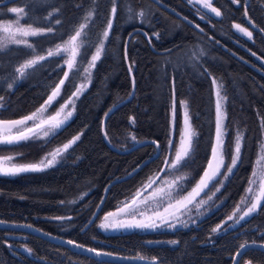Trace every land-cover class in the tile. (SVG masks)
I'll return each mask as SVG.
<instances>
[{
  "label": "trees",
  "instance_id": "1",
  "mask_svg": "<svg viewBox=\"0 0 264 264\" xmlns=\"http://www.w3.org/2000/svg\"><path fill=\"white\" fill-rule=\"evenodd\" d=\"M149 2L141 0L135 7H146ZM96 3L94 24L88 25L87 41L80 50L81 56L77 57L81 71L78 75L69 72L60 96H69L79 86L76 81L80 76L84 82L83 68L87 67L95 51L94 45L105 28L111 5L108 0H96ZM213 3L221 8L223 17L213 15L202 20L200 16L204 13L197 14L187 0L152 3L153 26L149 27L122 14L118 0L104 53L91 70V84L76 100L72 118L47 144L32 142L27 148L33 153L31 158L37 159L70 137L80 134V139L64 152L54 167L12 177L0 176V220L32 223L99 250L124 255L139 253L148 258L157 257L166 264H231L240 243L264 241V201L256 213L235 227L229 228L225 223L219 233L211 231L242 194L264 140V130L257 116L259 113L264 117V60L258 58L264 57V34L251 27L248 20L250 17L255 25L264 28V0H247V17L244 16V0L240 4L231 0H213ZM77 4L81 7L77 8ZM13 7H23L30 16V19L21 18L22 25L55 28L54 34L26 38L35 46V54L40 55L67 40L82 22L83 15L92 8L90 0H0V21L16 19L17 14L8 11ZM54 8H60V12L45 19ZM56 19H60L61 24H55ZM233 23L249 28L254 42L233 28ZM196 24L203 31L197 29ZM154 32L160 34V39H152V47L143 33L151 36ZM193 46L206 52L200 61L202 67L193 66L186 59L177 60L179 53ZM168 49L173 50L172 60L180 64L178 69L163 64L164 56L158 53ZM33 54V49L24 45H9L8 49L0 51V94H6L3 96L6 107L0 109L1 115L15 116L34 109L60 77L63 68H58L57 64H63L64 60L59 56L50 57L41 62L42 66L29 70L25 77L17 80L12 90H7V84L17 75L15 68ZM204 69L210 75L204 74ZM212 77L222 83L221 91L227 96L225 125H232V132L236 128L244 132L241 162L223 187V203L207 209L200 207L201 211L189 206L182 215L187 227L177 224L175 228L162 226L154 230L100 229L97 225L105 213L116 212L118 202L130 198L147 178L159 171L164 155L155 159L156 149L147 142L159 141L160 147L165 149L173 99L176 103L181 99L187 101L191 122L199 132L191 162L178 171L197 175L201 170L215 131ZM133 88L134 97L129 100ZM114 104L121 106L105 119V112ZM130 116L136 119L134 127L129 126ZM102 122L111 143L104 137ZM130 133L146 143L134 144L129 139ZM226 142L230 143L228 138ZM189 186L184 187V191ZM72 200L77 202L68 203ZM97 205H100L99 211ZM60 216L72 219H53ZM4 240L13 247H7L2 243ZM172 240L179 243H167ZM23 246L33 252L19 249ZM246 260L264 264V249L249 247L237 262L244 264ZM0 264L136 263L100 259L21 228L1 225Z\"/></svg>",
  "mask_w": 264,
  "mask_h": 264
},
{
  "label": "snow or ice",
  "instance_id": "2",
  "mask_svg": "<svg viewBox=\"0 0 264 264\" xmlns=\"http://www.w3.org/2000/svg\"><path fill=\"white\" fill-rule=\"evenodd\" d=\"M140 2L141 0H119L121 13L125 14L129 20H139L141 23L152 27L154 12L151 4H161L162 0H150L148 6L137 9L135 5ZM187 2L196 9L197 14L200 12L204 13V15L200 16L202 20L206 18L210 19L213 15L215 17H223L224 15L221 8L214 5L213 0H187ZM231 2L234 4H240L241 0H231ZM108 3L111 7L108 9L109 16L106 18L105 28L94 45L95 51L91 54V59L88 61L87 67L83 68V72L85 73L84 82L80 83L78 87H75V91L71 94V96L68 97V99L65 100V102L61 104L55 112L52 113H49V108L53 106V104L57 101V98L60 96L62 86L69 78V71L74 72L77 75L81 71V67L77 63V57L81 56L80 50L84 47L85 41H87V32L89 31L88 25L94 24L95 9L98 8V4L96 3V0H90L92 8L83 15L82 22L79 23V25L73 30L74 34L69 35L67 40H64L61 44L55 45L52 49H48L45 55L35 54V46L26 38L30 36L54 34L56 31L55 28L33 27L31 24L26 26L22 25L20 23L21 18L28 17L30 19V16L25 12V9L23 7H13L8 9L9 12L16 13L17 17L14 21L0 22V51L8 49L9 45H24L27 48L33 49L34 54L31 58L24 60L23 63H20L19 66L15 68L14 71L17 75L14 77L12 83L7 84V90H12L17 80L25 77L29 70H35L38 65H41L42 61H46L50 57H61V59L64 60V63L57 64V67L63 68L66 65L69 71H65L63 73L64 78L60 79L59 82L52 87L47 99L35 111L19 119L0 120V145H20L22 142L28 141L47 144L50 138L54 137L66 126L75 112L76 100L83 95L91 84V70L95 68L96 62L101 59V56L104 53L105 41L108 40L110 32L113 28V20L115 19L117 13L118 0H108ZM75 6L77 8L81 7L79 4ZM247 7V0H244L245 17H247ZM58 12H60V8H54L52 11L48 12L45 19H51ZM184 19L187 20V17H184ZM248 20L251 27L258 28V31L261 34H264V28H259L255 25V23L251 21L250 17ZM54 23L57 25L61 24V20L56 19ZM195 27L200 29L199 24H196ZM232 27L244 37H247L248 40H253V32L250 31L249 28L242 27L240 24L236 23H233ZM200 31H203V29H200ZM143 34L146 36L149 45L152 47H154L151 44L152 39H160V34L158 32H154L151 36L147 33ZM158 54L164 56L163 64L176 69L180 67L179 63H174L172 60V49L165 50V53ZM205 55L206 52L203 48L193 46L192 48L179 53L177 55V60L186 59L188 62L192 63L193 66L202 67L200 61ZM252 55L255 56L256 53L253 52ZM258 58L264 60V57ZM125 59H127L126 47ZM128 66L129 70H131L133 65L130 63ZM161 72L162 75H164L163 68L161 69ZM204 74L210 75L207 72V69H204ZM132 80L134 86V76L132 77ZM212 83L216 85L214 120L215 131L213 141L209 146V155L206 157V166L204 167L203 174L200 176L199 181L196 182L190 191H187L186 195H180V193L184 191V187L181 182L187 179L186 176H175L171 180L164 179L161 181L160 185L155 187L151 192H148V189L153 188V185L156 184L157 180L161 179L159 175L150 177L149 180L142 185V188L138 189L133 194L130 200L126 199L125 201L118 202L116 212H107L104 214V216L100 219L99 225H97L100 229L104 231H121L129 229L154 230L162 226L175 228L177 224H182L184 227H187V223L180 220V216L184 214V210H189L190 205H194L197 209L203 207L213 199L215 192L220 191V188L224 185V181L233 174V170L236 169L238 163L241 162L244 132L239 128L235 129L233 145L230 149V162L226 165L224 141L227 135V130L224 122L228 119L226 111L227 96L222 95L221 90L223 85L222 83H218L215 77H212ZM133 97L134 88L133 92L129 94V100ZM3 101L4 97L0 96V109H4L6 107ZM120 106L121 104L112 105V107L105 112V119L110 118V115L113 114ZM175 106L176 101L173 99L171 104L169 138L165 145L167 154L165 155V149L160 147L159 141L147 142L151 143L156 149L155 159H160L161 155H164V169L161 171H164L165 169L169 171L179 170L190 163L191 156L195 151L194 142L199 139V132L196 131L191 123V116L189 115L186 101H181L182 121L178 130V139H176L177 129L175 124ZM257 116L259 125L261 129L264 130V117L259 116V113H257ZM135 123V117L130 116L129 126L134 127ZM102 130L105 139L111 143L103 122ZM79 139L80 134L73 137L68 143L63 144L62 147H58L51 152L46 153L38 162L34 163L17 162L18 157L23 155L22 153L2 155L0 156V176H17L22 173L41 172L54 167L57 163H59L64 152H66ZM129 139L137 145L146 143L145 141L138 140L134 133L129 134ZM256 163L261 167L259 180L256 179L257 171L254 168L252 176L248 181L249 186L245 189V195L241 197L240 203L236 205L233 213L227 217L228 221L235 220V223L239 224L241 220H244L246 217L256 213L261 207V202L264 201V140L261 142L260 155ZM133 171H136V169ZM212 182L219 184V187H215V192H212L211 195H207V199L197 200V197H199L202 192H205V189H208L209 184ZM144 193H147V195H144ZM86 194L87 193L84 195ZM82 198L83 197H81V199ZM165 198H167V204L164 207L163 212L155 210L156 208H159L160 202ZM76 202L77 201L72 200L68 203L75 204ZM103 202L104 201L102 200L101 204H103ZM149 204L153 205L151 215L140 210L142 207H148ZM241 205H245L246 208L237 218V213L241 212ZM170 209L173 211L170 212ZM97 210H100V205H97ZM165 214H168L167 218ZM93 216L95 217V213H93ZM53 219L70 220L72 218L60 216L54 217ZM171 219H175L176 223H171ZM91 222L92 221L90 220L89 223ZM225 223L226 221H222L220 224H217L214 228H212L211 231L213 233H219ZM24 226L31 227V225ZM2 243L7 245L9 248L13 247V245L8 243L7 240L2 241ZM66 243L73 245L74 247L84 249L85 251L92 252L97 256L116 255L112 252H104L96 248H89L83 244H78L75 240H68ZM167 243L176 245L179 241L172 240L167 241ZM253 246L264 248V241L259 244H257V241L255 240L240 243L238 245L236 256H242L249 247ZM25 248L28 253L31 254L33 252V249L28 248L27 246H25ZM125 259L144 260L147 259V257L138 253L135 257H125ZM151 259L156 261L158 258L152 257ZM233 264H238L235 257H233ZM246 264H252V261L249 260Z\"/></svg>",
  "mask_w": 264,
  "mask_h": 264
},
{
  "label": "rangeland",
  "instance_id": "3",
  "mask_svg": "<svg viewBox=\"0 0 264 264\" xmlns=\"http://www.w3.org/2000/svg\"><path fill=\"white\" fill-rule=\"evenodd\" d=\"M11 21H14V20H11ZM0 22H2V21H0ZM3 22H8V20L3 21ZM49 74H50V72L49 73H45L46 76H48ZM80 78H81V76H80ZM80 78L79 79L77 78V81H76V84L77 85H79L80 83H82V80H80ZM213 89H214V98H215L216 85H214V84H213ZM74 91L75 90H73V92ZM221 93H222V91H221ZM222 95H224V94L222 93ZM0 96H4L5 97L6 94H2ZM70 96H71V93H70V95L68 97H70ZM68 97L67 98L66 97H63L61 99H58V102L55 104L54 107H52L51 109H49V111L54 110V108L58 104H59L58 106H60L61 105V102L63 104L65 102V100L68 99ZM181 101H186V100L185 99L178 100V102L176 103V106H175V124H176V129H177V137H176V139H178V130L180 128L181 121H182ZM171 104H172V102L170 103V110H169V117H168L169 118V125H170V119H171ZM235 124H236V122H235ZM228 126H229V128H228ZM228 126H226L227 135H226L225 141H224V155H225V164L226 165H227V163L230 162V156L228 157V153H230V149L232 148V145H233V138L235 136V132L234 131L232 132V130H231V128L233 126L232 125H228ZM226 138L229 139L230 143L226 142ZM30 143H32V141L22 142L20 145L2 146V147H0V154H2V155H10V154H15V153H22L23 155L21 157H18L17 162H19V161H25V162H27L28 160H35L34 158H31L32 155H33V153L28 152V148L27 147H28V145ZM166 154H167V152H166ZM230 155H231V153H230ZM163 160H164V158H163ZM257 160H256V162H257ZM256 162H255V164H253L252 168L250 169L249 176H248V179H247V182H246V185H245V187L243 189L242 194L232 204L231 208H229L228 211H226V214H225L223 220L227 219V217L233 213L236 205L238 203H240L241 197H243L245 195V189L248 188V186H249L248 181H249V178L252 176V173H253L254 168L257 171V177H256V179L259 180V176H260V172H261V167ZM205 166H206V163H204V165L201 167V170L197 173V175H195V174L194 175H191L188 172L180 173L178 170H171V171H169V170H166L165 169L164 171H161L162 169H164V165H163V161H162L161 166H160V174H161L160 175V178L161 179L160 180H157L156 184L153 185V188L148 189V192H151L155 187H157L158 185H160L161 181L164 180V179L171 180L175 176H186L187 179H185L181 183L183 184V187H187L188 185H190V186L185 191H183V192L180 193V195H186L187 191H190L191 190V188L196 184V182L198 181V179L200 178V176L203 174V170H204V167ZM180 170H182V169L180 168ZM149 178H147L144 181V183L147 182L149 180ZM192 179H193V181H192ZM191 181H192V183H191ZM226 182H227V180L224 181V185L226 184ZM224 185H223V187H224ZM215 187H219V184H216L215 182L210 183L209 184V188L208 189H205V192H202L200 194V196L197 197V200H199V199H207V195H211L212 192H215ZM223 187L220 188V191L219 192H215V196L213 197V199L210 200L207 204H205L203 206L204 209H207L211 205H216V204L223 203V201L225 199V194H224V191H223ZM140 188H138V189H140ZM134 193H132V195H130V198L129 197L128 198L131 199V197L133 196ZM144 195H147V193H145ZM128 198H127V200H129ZM166 204H167V198H165L163 201H161L159 208H156L155 210L160 211V212H163V209L166 206ZM190 207H191V209H194L195 206L194 205H190ZM245 208H246L245 205H241V212H238L237 213V218L239 217V215L242 214V212L245 210ZM140 210L141 211H145L149 215H151V212L153 211V205L149 204L148 207H146V208L145 207H142ZM199 210L201 211V208H199ZM169 211L171 212V209ZM165 215H166V218H167V215L168 214H165ZM99 223H100V221H99ZM229 223H235V220L229 221ZM247 261H249V260H246L244 262V264H246ZM252 264H255V263L252 262Z\"/></svg>",
  "mask_w": 264,
  "mask_h": 264
},
{
  "label": "water",
  "instance_id": "4",
  "mask_svg": "<svg viewBox=\"0 0 264 264\" xmlns=\"http://www.w3.org/2000/svg\"><path fill=\"white\" fill-rule=\"evenodd\" d=\"M65 71H69L66 65L64 66L63 72L60 75V77L58 78V80L56 81V83H58L60 79H63L64 78L63 77V73ZM51 90H52V88L47 93V95L43 99L42 103H44V101L47 99V96H48V94H50ZM56 110H54L53 112H55ZM30 113H26V114H23V115H20V116H16V117L0 118V120L19 119V118H21V117H23L25 115L30 114ZM71 139L72 138L68 139L65 143H68ZM0 225H6V226H14V227L24 228V229H26V230H28V231H30L32 233H35V234L40 235V236H43V237L48 238V239H50L52 241L61 243V244L65 245V246H67L70 249H73L75 251H79V252H82V253H86V254H88L90 256L98 257V258L104 259V260L118 261V262H130V263H136V264H166V263H162V262H160L158 260L153 261L151 258H147V259H144V260H140V259H125V257H135V256L118 254V253H115L116 255H113V256H108V255H100V256H97V255H95L92 252L85 251L84 249H81V248H78V247H74L73 245H70V244L66 243V241L73 240V239H70V238H67V237H64V236H61V235H58V234H54V233L45 231V230H43V229H41V228H39V227H37V226H35L33 224H29V223H16V222L14 223V222H7V221L0 220ZM24 225H31V227H25ZM249 242H251V241H249ZM259 243H261V242H258L257 241V244H259ZM78 244H80V243H78ZM87 247H89V246H87ZM89 248H92V247H89ZM237 250L235 251L234 256H233V257H235L236 261H237V257H238V256H236ZM104 252H106V251H104ZM231 264H233V259H232V263Z\"/></svg>",
  "mask_w": 264,
  "mask_h": 264
},
{
  "label": "flooded vegetation",
  "instance_id": "5",
  "mask_svg": "<svg viewBox=\"0 0 264 264\" xmlns=\"http://www.w3.org/2000/svg\"><path fill=\"white\" fill-rule=\"evenodd\" d=\"M0 147H2V146H0Z\"/></svg>",
  "mask_w": 264,
  "mask_h": 264
}]
</instances>
